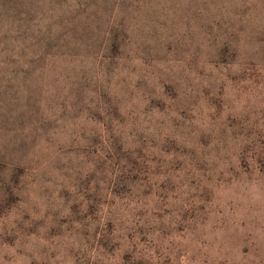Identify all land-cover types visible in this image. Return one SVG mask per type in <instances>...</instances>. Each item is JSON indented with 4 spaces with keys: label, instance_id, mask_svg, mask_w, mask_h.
Listing matches in <instances>:
<instances>
[{
    "label": "rangeland",
    "instance_id": "obj_1",
    "mask_svg": "<svg viewBox=\"0 0 264 264\" xmlns=\"http://www.w3.org/2000/svg\"><path fill=\"white\" fill-rule=\"evenodd\" d=\"M0 264H264V0H0Z\"/></svg>",
    "mask_w": 264,
    "mask_h": 264
}]
</instances>
